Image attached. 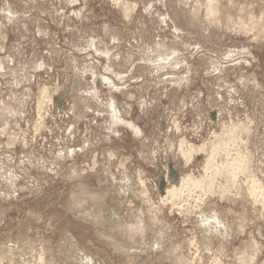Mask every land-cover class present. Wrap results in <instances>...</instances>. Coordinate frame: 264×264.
Returning <instances> with one entry per match:
<instances>
[{"label": "rangeland", "instance_id": "374dc122", "mask_svg": "<svg viewBox=\"0 0 264 264\" xmlns=\"http://www.w3.org/2000/svg\"><path fill=\"white\" fill-rule=\"evenodd\" d=\"M0 69V264H264V0H0Z\"/></svg>", "mask_w": 264, "mask_h": 264}, {"label": "bare ground", "instance_id": "6f19581e", "mask_svg": "<svg viewBox=\"0 0 264 264\" xmlns=\"http://www.w3.org/2000/svg\"><path fill=\"white\" fill-rule=\"evenodd\" d=\"M114 1H115V0H114ZM117 2H119V1H117ZM114 3H115V2H114ZM120 3H122V2H120ZM117 4H119V3H117ZM120 5H122V4H120ZM121 7H122V6H121ZM9 61H10V60H9ZM0 70H1V69H0ZM43 91H44V89H43ZM229 127H230V126H229ZM228 134H229V133H228ZM240 140H241V139H240ZM241 141H242V140H241ZM242 142H243V141H242ZM182 143H183V142H182ZM239 143H240V142H239ZM183 145H184V144H183ZM203 145H204V144H203ZM180 146H182V144H181ZM185 146H186V145H185ZM185 146H184V149L186 148ZM243 146H244V145H243ZM205 147H206V146H205ZM187 148H188V147H187ZM189 148H191V150H193V149H192L193 146L190 145ZM195 148L198 149V146L195 147ZM201 149H202V148H201ZM201 149L199 148V150H201ZM202 150H203V149H202ZM180 151H181V150H180ZM184 151H186V150H184ZM187 152H188V151H187ZM191 153H193V152H191ZM182 154H185V153H182ZM187 154H188V153H187ZM188 155L191 156V154H188ZM188 155H187V157L189 158L190 156H188ZM181 156H182V155H181ZM229 169H230V168H229ZM216 170H217V169H216ZM223 171H224V170H223ZM226 171H227V169H226ZM215 173H216V172H215ZM229 173H230V172H229ZM222 174H223V173H222ZM210 178H211V177H210ZM211 181H213V179H212ZM209 183H210V182H209ZM254 189H255V188H253V190H254ZM258 189H259V188H258ZM251 190H252V188H251ZM253 190H252V191H253ZM260 190H261V188H260ZM262 190H263V193H264V188H263ZM172 191H173V190H172ZM172 191H171V192H172ZM174 192H175V191H173V195H174ZM253 192H254V191H253ZM259 193H260V192H259ZM263 193L261 192L260 194L263 195ZM258 196H259V195H258ZM263 198H264V196H263Z\"/></svg>", "mask_w": 264, "mask_h": 264}]
</instances>
